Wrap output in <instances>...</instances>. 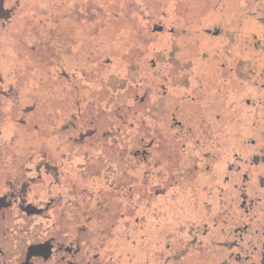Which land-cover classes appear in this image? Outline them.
I'll use <instances>...</instances> for the list:
<instances>
[{"label":"rangeland","instance_id":"rangeland-1","mask_svg":"<svg viewBox=\"0 0 264 264\" xmlns=\"http://www.w3.org/2000/svg\"><path fill=\"white\" fill-rule=\"evenodd\" d=\"M256 2L264 9V0H32L0 16V89L15 90L0 140H21L23 154L37 140L39 158L63 156L70 184L86 185L88 207L93 197L114 205L92 207V217L116 264L185 243L167 264H259ZM110 178L128 181L117 189ZM195 232L203 249L190 245Z\"/></svg>","mask_w":264,"mask_h":264},{"label":"flooded vegetation","instance_id":"flooded-vegetation-1","mask_svg":"<svg viewBox=\"0 0 264 264\" xmlns=\"http://www.w3.org/2000/svg\"><path fill=\"white\" fill-rule=\"evenodd\" d=\"M23 1L32 0H0V16L7 8H13L16 13L23 6ZM258 13V18L263 19L262 7ZM4 24L0 19V26ZM14 92L12 86L7 91L0 89V95L4 97L0 98V128L7 119L4 114L6 98ZM28 108L24 110L29 111ZM19 121L24 122L21 117ZM36 142L33 140L35 147H30V154H23L21 140H0V264H116L110 253L102 251V219L97 212L92 217V207L113 210L114 205L93 197V204L88 207L86 185L78 181L71 185L67 165L66 168H59L61 164L58 160L63 156L41 154L39 158ZM80 176L85 178L82 174ZM94 176H100L99 168ZM125 180L128 181L110 178L109 183L113 184L110 187L118 189ZM126 205L130 206V201ZM202 235L195 232L190 245L200 242L196 246L203 249L202 239L199 238ZM177 236L182 239V234ZM188 246L185 243L182 248L149 249V256L141 249L132 250L130 261L125 263L167 264L169 258L179 262L181 253L187 251ZM259 264H264V248Z\"/></svg>","mask_w":264,"mask_h":264},{"label":"trees","instance_id":"trees-1","mask_svg":"<svg viewBox=\"0 0 264 264\" xmlns=\"http://www.w3.org/2000/svg\"><path fill=\"white\" fill-rule=\"evenodd\" d=\"M257 3V10H255V11H259V8H261V7H263V5H261V7L259 6V4H258V2H256ZM252 15H254V14H252ZM255 16V15H254ZM258 16H259V13H257V18H258ZM264 248V247H263Z\"/></svg>","mask_w":264,"mask_h":264}]
</instances>
